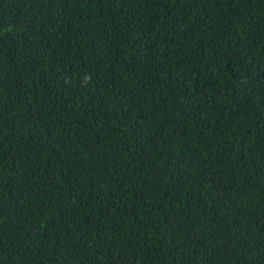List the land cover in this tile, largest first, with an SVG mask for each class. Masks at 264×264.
Wrapping results in <instances>:
<instances>
[{"label": "trees", "instance_id": "16d2710c", "mask_svg": "<svg viewBox=\"0 0 264 264\" xmlns=\"http://www.w3.org/2000/svg\"><path fill=\"white\" fill-rule=\"evenodd\" d=\"M0 264H264V0H0Z\"/></svg>", "mask_w": 264, "mask_h": 264}]
</instances>
